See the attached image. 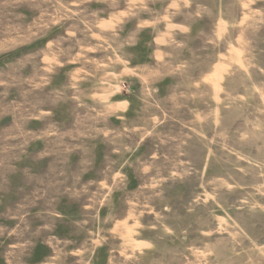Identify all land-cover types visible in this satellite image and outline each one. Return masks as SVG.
Here are the masks:
<instances>
[{
    "label": "rangeland",
    "instance_id": "1",
    "mask_svg": "<svg viewBox=\"0 0 264 264\" xmlns=\"http://www.w3.org/2000/svg\"><path fill=\"white\" fill-rule=\"evenodd\" d=\"M0 264H264V0H0Z\"/></svg>",
    "mask_w": 264,
    "mask_h": 264
}]
</instances>
